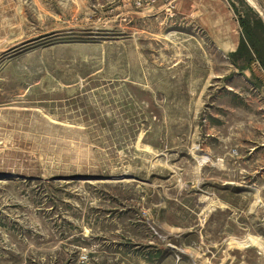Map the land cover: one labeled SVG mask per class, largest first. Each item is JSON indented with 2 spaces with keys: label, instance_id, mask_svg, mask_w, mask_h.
Wrapping results in <instances>:
<instances>
[{
  "label": "rangeland",
  "instance_id": "rangeland-1",
  "mask_svg": "<svg viewBox=\"0 0 264 264\" xmlns=\"http://www.w3.org/2000/svg\"><path fill=\"white\" fill-rule=\"evenodd\" d=\"M260 24L264 0H0V264H264Z\"/></svg>",
  "mask_w": 264,
  "mask_h": 264
},
{
  "label": "crops",
  "instance_id": "crops-1",
  "mask_svg": "<svg viewBox=\"0 0 264 264\" xmlns=\"http://www.w3.org/2000/svg\"><path fill=\"white\" fill-rule=\"evenodd\" d=\"M218 21H220L219 19H218ZM231 28V29H230ZM227 30H233V27H229V29H227ZM228 33H230L229 31H227ZM226 35H228V34H226ZM230 36V35H229ZM229 41H231V44H230V46H226L227 45V43H219L220 45V47L221 48H223L222 50H224V52H226V53H233L234 54V51H236V49L238 48V46H239V37H237L236 38V36H234L233 34H232V36H230V39H229ZM236 53V52H235Z\"/></svg>",
  "mask_w": 264,
  "mask_h": 264
},
{
  "label": "trees",
  "instance_id": "trees-1",
  "mask_svg": "<svg viewBox=\"0 0 264 264\" xmlns=\"http://www.w3.org/2000/svg\"><path fill=\"white\" fill-rule=\"evenodd\" d=\"M242 25H243L244 29H246V25L247 24L246 23H242ZM260 29H262V31H264V27L261 24H260ZM258 56L260 58V61H261L262 66H264V61H263L262 56H261V54L259 52H258Z\"/></svg>",
  "mask_w": 264,
  "mask_h": 264
}]
</instances>
